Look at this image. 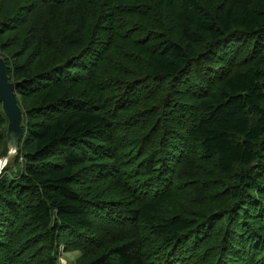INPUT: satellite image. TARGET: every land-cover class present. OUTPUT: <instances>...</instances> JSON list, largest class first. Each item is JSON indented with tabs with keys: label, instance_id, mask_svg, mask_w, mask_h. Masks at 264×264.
Returning <instances> with one entry per match:
<instances>
[{
	"label": "trees",
	"instance_id": "obj_1",
	"mask_svg": "<svg viewBox=\"0 0 264 264\" xmlns=\"http://www.w3.org/2000/svg\"><path fill=\"white\" fill-rule=\"evenodd\" d=\"M0 53V264H264V0H0Z\"/></svg>",
	"mask_w": 264,
	"mask_h": 264
},
{
	"label": "water",
	"instance_id": "obj_2",
	"mask_svg": "<svg viewBox=\"0 0 264 264\" xmlns=\"http://www.w3.org/2000/svg\"><path fill=\"white\" fill-rule=\"evenodd\" d=\"M8 69L6 60L0 53V103L2 104V112L8 120L7 153L0 156V164H3L0 176L6 169L17 172L16 163L21 152L20 143L24 136L23 122L25 116L15 92L20 83L11 81Z\"/></svg>",
	"mask_w": 264,
	"mask_h": 264
},
{
	"label": "rangeland",
	"instance_id": "obj_3",
	"mask_svg": "<svg viewBox=\"0 0 264 264\" xmlns=\"http://www.w3.org/2000/svg\"><path fill=\"white\" fill-rule=\"evenodd\" d=\"M101 224L100 222H98ZM58 264H78L81 261L82 254L76 250H69L63 244L57 246V254L55 255Z\"/></svg>",
	"mask_w": 264,
	"mask_h": 264
},
{
	"label": "clouds",
	"instance_id": "obj_4",
	"mask_svg": "<svg viewBox=\"0 0 264 264\" xmlns=\"http://www.w3.org/2000/svg\"><path fill=\"white\" fill-rule=\"evenodd\" d=\"M13 151H15V150H13ZM3 170V164H0V171H2Z\"/></svg>",
	"mask_w": 264,
	"mask_h": 264
}]
</instances>
